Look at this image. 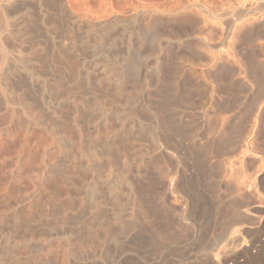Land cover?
I'll list each match as a JSON object with an SVG mask.
<instances>
[{
  "label": "rangeland",
  "instance_id": "374dc122",
  "mask_svg": "<svg viewBox=\"0 0 264 264\" xmlns=\"http://www.w3.org/2000/svg\"><path fill=\"white\" fill-rule=\"evenodd\" d=\"M262 67L264 0H0V264H264Z\"/></svg>",
  "mask_w": 264,
  "mask_h": 264
},
{
  "label": "crops",
  "instance_id": "0c3cea01",
  "mask_svg": "<svg viewBox=\"0 0 264 264\" xmlns=\"http://www.w3.org/2000/svg\"><path fill=\"white\" fill-rule=\"evenodd\" d=\"M255 68H260V67H255ZM263 68V70H264V67H262Z\"/></svg>",
  "mask_w": 264,
  "mask_h": 264
}]
</instances>
